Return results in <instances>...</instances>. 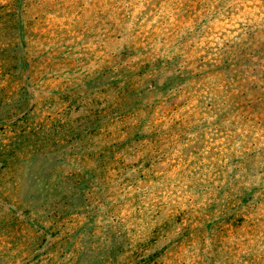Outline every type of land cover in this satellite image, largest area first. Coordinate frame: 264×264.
I'll return each instance as SVG.
<instances>
[{"label": "trees", "instance_id": "16d2710c", "mask_svg": "<svg viewBox=\"0 0 264 264\" xmlns=\"http://www.w3.org/2000/svg\"><path fill=\"white\" fill-rule=\"evenodd\" d=\"M30 35L41 42L26 44ZM255 56L264 59V0L7 1L0 7V262L41 264L24 231L44 234V223L64 219L98 189L95 209L109 217L115 210V264H264V144L243 133L217 146V134L223 141L255 125L244 114L264 108L238 103L240 77L225 76L246 71L241 62ZM30 81L40 88L33 104L29 92L19 99ZM184 94L191 98L168 120L158 114ZM181 109L187 115L174 116ZM171 159L173 170L155 169ZM77 162L73 181L67 171ZM68 182L77 195L64 191ZM187 220L196 239L160 249Z\"/></svg>", "mask_w": 264, "mask_h": 264}, {"label": "rangeland", "instance_id": "374dc122", "mask_svg": "<svg viewBox=\"0 0 264 264\" xmlns=\"http://www.w3.org/2000/svg\"><path fill=\"white\" fill-rule=\"evenodd\" d=\"M7 1L13 2L14 0H0V7L5 5ZM42 29L44 28L40 26L39 31ZM41 38L42 37H37V35H30V37L25 40V43L30 44V40L33 39L35 44H39L41 42ZM27 50L28 48H23L24 53H26ZM28 63L30 62L28 61ZM241 63H243V66L247 69L246 71L240 72L242 69L240 68L235 72L233 71L225 74L226 77H231L232 79L236 78V76L240 77L239 84L233 87L236 88L235 95L239 92L240 96H242V98L238 99L237 102H241V104H252L254 107L256 105L258 106V104H264V59H261L259 56H255V58L249 60V62L245 61ZM22 74L23 72L19 71L18 84L22 83ZM34 90L36 92L37 99L39 97L40 90L39 84L35 85L34 82L30 81V83L25 86V92L22 90L19 94V99L26 97V93L29 92V101L33 104L35 102L33 94ZM112 94L113 91H110V94H105L104 97H101L100 101H103L107 96L110 97ZM9 96L13 97V94L10 93ZM190 98L191 94H184L174 98L173 100L167 99L165 100V104L158 111V114L162 117L166 116L165 120H168L170 118V113L174 112L177 107L183 108L185 103ZM15 100L18 101V98L16 97ZM256 109V107L254 109H248V112L244 114L246 119L255 121V125L244 124L241 129L235 130V135L229 139H224L223 141H218V139L224 136L217 134V146H220L223 143L233 144L234 140L243 135V133L245 136H253L259 143L264 144V108L261 106L259 109ZM84 111L85 105L84 107L74 109L70 116L75 118L81 115ZM180 111V114L174 113V116L183 117L187 115L184 109H181ZM20 113L15 119L20 118L24 114L23 113L21 115ZM238 115L239 113H236V117ZM185 120L187 121V118H185ZM214 121H216V118H213L211 123ZM207 141H210V139ZM210 142L213 143L214 140H211ZM242 145L243 141L237 142L235 149L239 146L241 147ZM71 151H75L72 146L67 148L66 153L69 154ZM139 159L138 155L132 156L129 158L128 163L136 164ZM80 164V162H77L76 165L73 164L70 166L67 171V176L70 174V180L74 181L72 176L73 171L82 170V166ZM176 165L177 161L171 159L170 161L159 164L155 169L163 172L173 170ZM51 183L53 184L52 194L56 197L58 196L57 193L62 185V179L55 175L52 178ZM74 190L75 186L71 182H68L64 189L70 197L71 194H74V196L77 195V192L74 193ZM97 195L98 189H92L91 194L88 197V202H81L77 207L72 206L71 208H67V214L64 219L59 220L54 218L52 221L44 223V231H46L44 234H36L34 230L30 232L24 231L26 234L25 240L29 241L30 239H33L31 242L33 250L43 255L39 259L42 261L41 264H115V233H117V230L115 229V210L113 215L110 217L104 212L97 211L95 208L99 206L101 199L100 198L98 200ZM113 196H115V190L113 192ZM179 197L183 198L182 193H180ZM174 200L175 202L172 206L173 209L180 205L178 204L180 202L178 198H174ZM77 215L79 216L76 217ZM123 217L127 218L131 217V215L123 214ZM200 220H198V222H200ZM132 221L133 218H131V223ZM193 222L194 220H187L184 224L179 225L176 231L166 241L164 240L161 242L159 245L160 249L167 245L177 244L182 240L184 242H191V240L196 239V233L189 235V231L186 228L187 225H190ZM136 230L137 233L141 231L139 228H136ZM131 235L134 236L135 233L132 232ZM210 246H212L211 239ZM4 248V246H0V256L5 255V252L3 251ZM201 249V247H198L199 251ZM21 261L22 260H18V257L12 258V260L10 258H6L3 262H0V264H22ZM37 262H33L31 264H36Z\"/></svg>", "mask_w": 264, "mask_h": 264}, {"label": "water", "instance_id": "95a60500", "mask_svg": "<svg viewBox=\"0 0 264 264\" xmlns=\"http://www.w3.org/2000/svg\"><path fill=\"white\" fill-rule=\"evenodd\" d=\"M30 90V89H29ZM49 241V240H48ZM46 246H47V243H46Z\"/></svg>", "mask_w": 264, "mask_h": 264}]
</instances>
